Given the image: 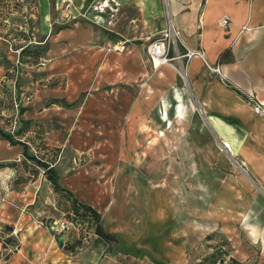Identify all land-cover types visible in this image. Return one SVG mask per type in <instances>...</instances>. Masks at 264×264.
<instances>
[{"label":"crops","instance_id":"1","mask_svg":"<svg viewBox=\"0 0 264 264\" xmlns=\"http://www.w3.org/2000/svg\"><path fill=\"white\" fill-rule=\"evenodd\" d=\"M39 1L45 8L39 14L42 38L38 44H46V54L53 57L45 67H39L43 73L39 78L33 79L31 71L22 70L26 76L30 74V77L24 79L23 85L18 87L21 91L17 89V96L19 92L24 94L28 90L32 91L31 100L23 105L24 111L21 115L25 116L23 117L25 126L22 132L30 133L34 124L40 123L36 126L43 130L40 139L44 146L43 150L49 153L53 147L60 149L59 160L51 162L56 170L58 183L61 187L70 190L79 202L90 205L99 215L101 214L96 208L97 203L77 195L80 186L74 184V177L81 175L82 185L91 188L97 186L101 189L102 186L96 185L94 180L90 179L96 176L95 169L86 166L84 171H75L73 165L67 164L68 171L64 177H61L57 163L67 152L69 153L70 137L78 136L81 142L88 145L95 143L122 145L119 158L126 167V161L133 153L129 151L130 145L141 143L142 140L143 127L138 118V115L139 117L142 115V106L135 105L134 109L129 110L128 113L126 111L125 118L119 122L118 131L110 130L111 123L104 120L100 126L103 130L96 136L85 130L81 121H76V125L74 123L70 125L68 120L54 122L44 119L48 114L45 112L47 108L43 107V102L48 98L64 101L74 99L86 91L94 96L95 90L99 91L111 80V68L116 61H112L108 47L123 42L126 48L132 50L134 46L142 45L163 30L170 17L180 31L176 38L178 49L203 50L210 64L220 63L226 76L234 79L241 87L255 92L259 99L264 101V0H165V2L162 0H53L52 4L50 0ZM95 1L101 4L91 7ZM128 7L137 12L136 17L131 18L129 22L125 19ZM165 11H168L169 16ZM52 15L56 21L54 24L61 25L56 30H52ZM101 17L102 21L96 20ZM221 18L228 20L227 25L220 24ZM132 25L139 26L134 34L129 29ZM0 38L3 54L7 58H16V55L9 53L10 51L14 53L11 44L13 39L3 36ZM18 53L19 51H17V59ZM117 54L113 57L117 56L118 62H121L122 55ZM232 56L237 59L235 69L228 65V59ZM148 61L152 66L150 57ZM179 62L178 59L173 58L168 64L161 65L159 70L152 66L151 73L135 72L125 74L123 77L124 73L120 69L119 74L127 84H133V88L129 89L139 97H143L141 101L152 99L153 102L154 96L158 101L159 84L162 83L167 91L171 89L169 86L172 87L177 78L174 68L180 66ZM1 65L2 77L6 68ZM205 69L199 57L189 59L184 78L189 90L185 92L183 89V91L174 89L173 92L177 97H182V104L173 96L171 107L164 109L158 118L162 127L167 129V134L170 128L177 125L176 121H181L183 124L190 119L198 120L190 102H187V96H190V101L198 109V116L218 130L219 138L224 137L223 143L229 145L237 163L240 161L246 166L254 183L253 188L247 189L246 198L242 197L235 178L230 175L229 184H220L221 192L230 191V200L225 201L220 194H215L216 200L211 212L220 215L215 220V225L222 239L227 240L224 249L232 257L241 264H264V121H261L264 118L253 116L252 107L243 100V96L229 86L231 84L225 85L217 75L211 76L212 74H208ZM17 80L20 82V79ZM122 90L125 91L126 88ZM152 102L151 104L154 103ZM185 108L188 117L182 115ZM169 111L172 113L171 116ZM151 125L152 131L158 130V121H152ZM235 125L247 128L249 139L247 143L253 145V149H249L247 154L233 151L231 144L235 141L225 136V130ZM75 127L79 128L77 132L69 131ZM198 130L201 134L202 131ZM158 136H152V139H157ZM183 137L184 149L185 144L191 143V138L187 133L186 135L184 133ZM25 142L28 149L29 143ZM11 146L16 148L15 151L22 147L19 144ZM85 150L86 153L94 152L93 146L85 147ZM187 156L189 158L190 152ZM151 159H154V164L151 163L153 174V169L157 168V154ZM125 170L119 166L118 169L112 168L107 171L105 168L103 171L105 174L108 173L107 176H125L123 173ZM100 183L106 184V179ZM101 192L103 199L110 195L112 202L103 206L99 224L105 232L115 237L116 244L139 246L152 252L164 249L163 253L172 261L179 260L188 264L187 254L191 251L190 236L181 235L175 226L171 227L170 219L166 221L158 219V202L155 199L146 205L151 209L150 214L148 213L150 218L144 221V225L135 223L133 225L125 221L123 206L113 202L115 193L112 194L108 190ZM153 193L159 196L160 191L156 189ZM8 196L10 198L0 202V225L9 227L4 238L7 237L10 241L17 239L18 246L16 251L6 250L9 242H4L3 237L0 236V264H98L109 247L115 246L92 231L91 243L84 236L80 238L81 241L84 239L89 243L88 247L77 245L73 251H67L63 245L72 244L73 237L68 235V231L60 234L58 239H54L42 226L40 220L24 213L23 206L11 202L12 193L9 192ZM187 230L189 233L190 227ZM78 235L79 233H76V236ZM59 239H63L62 247L59 246ZM207 253L209 252L203 255Z\"/></svg>","mask_w":264,"mask_h":264},{"label":"rangeland","instance_id":"2","mask_svg":"<svg viewBox=\"0 0 264 264\" xmlns=\"http://www.w3.org/2000/svg\"><path fill=\"white\" fill-rule=\"evenodd\" d=\"M162 1L165 2V0ZM50 3L52 4L53 0H50ZM100 4L95 1L91 7ZM44 8L45 6L39 0H24L23 2L20 0H4L0 4V28L4 32L10 33V38L13 39L12 43L16 45L29 44L31 49L42 50L37 60L44 63L38 65V63L21 62L19 56L17 59L18 49H13L14 53L9 52L11 55H16V58H7L3 54L4 50L0 44V54H2L0 64L6 68L2 77L0 76V126L5 131L10 132L15 139L20 138L28 141L27 151L30 155H35L53 163L58 159L60 149L53 147L49 153L43 150L44 146H42L40 140L43 130L41 127L36 126L40 123H35L30 133L22 132V130L16 132L21 126L23 128L25 126L23 123V117L25 116L18 114V109L32 98V91L29 90L24 94L19 92L17 97L18 87L23 85L24 79L30 77V74L26 76L22 70L31 71L33 79L39 78L43 74L42 69H39V67H45L53 57V55L46 54V44H38L42 38L39 29V14L43 12ZM126 14L127 18L125 19L129 22L131 18L136 17L137 12L128 7ZM101 19L102 17L96 20L102 21ZM51 21L53 24L52 30H56L57 27L61 26L60 24H54L56 22L54 15L51 16ZM20 26L28 29V32L25 29H20ZM138 27V25H132L129 29L134 34ZM19 32L24 34L25 39L22 36H15ZM0 37L2 36L0 35ZM0 41H2L1 38ZM150 41L152 40L149 39L142 45L134 46L132 50L126 48L125 45L121 50L113 48L114 45L108 47L112 61H116L111 68L110 82L99 91L95 90L94 96L89 95V91H86L74 99L65 101L48 98L43 102V107L47 108L45 112L48 114L47 117L44 116V119L47 118L46 120H53L54 122L68 120L70 125L71 123L76 125V121H81L85 126V130L97 136L103 130L100 126L104 120L111 123L110 130L118 131L119 122L125 118L126 111L128 113L129 110L134 109L135 105L142 106V115L141 117L138 115L143 127L142 140L141 143L130 145L131 150L129 149V151L133 153L131 154L132 157L127 159L126 167L119 158L122 145L98 143L88 145L81 142L78 136H71L69 139V153L67 152L63 159L61 158L57 163V168L61 177H64L68 171L67 164L68 166L73 165L75 171H84L86 166H92L95 169L96 176H92L90 179H93L96 185L102 186L101 189H98L97 186L91 188L82 185L81 175L74 177V184L80 186L76 194L83 197L82 199H90L96 202V208L100 210L101 215L103 206L112 202L110 195L103 199L104 196L101 190L115 193L113 202L123 206L125 221L133 225L134 223L144 225V221L150 218L148 213L150 214L151 209L147 208L146 205L149 201L155 199L158 202V219L160 221L170 219L172 222L171 227L175 226L181 235L188 234L187 236H190L191 251L188 252L187 257L189 258L188 264H193L202 259L205 252L213 251L211 246H216L222 239L217 225H215V220L220 215L211 212L212 205L216 200L215 194H220L225 201L230 200V191L221 192L220 184H229L230 175H233L238 190L245 199L248 194L247 189L249 187L253 188L254 183H252L246 166L240 161L237 163V160L233 157L234 155L231 154L232 151L223 145L224 137L219 138L218 130L208 121L198 116V109L190 101V96H187V102H190L198 120L190 119L183 124L181 121H176L175 124L177 125L170 128L168 134L167 129L164 126L162 127L158 117L161 116L164 109L166 110L168 106L172 105V97L177 98L179 103L182 104V97H177L173 93L174 89H181L185 92L189 90L184 79L185 74H187L186 66L189 60L182 58L179 62L180 66L174 68L177 78L172 87L169 86L170 90L167 91L162 83L159 84L158 101L154 96V103L152 99L141 101L143 97H139L137 93L134 94L129 89L130 87L133 88V84L129 85L124 79L120 78L119 72L121 71L124 73L123 77L125 74L135 72L151 73L152 66L148 61L150 56L146 50ZM170 50L174 55L175 51L181 49L171 46ZM117 53L122 55L121 62H118L117 56L113 57ZM25 59L31 58L26 56ZM228 60V65L235 69L237 59L232 56ZM204 65L208 74H212L211 76L217 75L222 83L225 82V85L231 84L242 92L253 93L259 99L255 92L241 87L234 79L226 76L220 63L215 65L220 66L223 77L210 70L205 63ZM17 78L20 79V82ZM122 88H126V90L124 91ZM19 91L21 90L19 89ZM243 98L244 101H247L246 96ZM16 103L17 105H15ZM171 114V111H169V116ZM182 115H185V117L188 115L186 108L183 109ZM152 121H158V133L156 130L152 131ZM153 126L155 127V123ZM198 129L202 131L201 134H199ZM78 130L79 128L75 127L69 131L77 132ZM184 133L185 135L187 133V136L191 138V143L189 145L185 144L183 149ZM247 133L246 127L236 125L225 130V136L235 141L231 144L233 151L247 154L249 149H253V145L247 143V140H249ZM157 135H159L158 140L156 138L153 140L152 136L157 137ZM89 146H93L94 152L89 151L86 153L85 147ZM19 148L21 149L17 148L18 150L15 151L16 148L0 138V202L6 201L10 192L13 195L11 196V202L14 205L23 206L24 213L26 212L40 220L45 229L54 220L66 219L75 226V228L68 230V235L73 236L72 242L84 236L91 243L90 238L92 239V236L90 237V234L94 231V224L87 218L73 213L69 198L62 192L54 191L50 182L45 178L42 169L32 160L25 159L21 153L23 148ZM189 152L190 156L187 158ZM88 154H90L89 157H87ZM156 154L158 157V161L156 160L157 168L153 169L152 174L151 163L154 164V159L151 158H154ZM119 166L126 169L123 172L125 176H107L108 173L105 174L103 171L105 168L107 171L112 168L118 169ZM103 179H106V184L101 185L100 181ZM156 189L160 191L159 196L153 193ZM188 227H190L189 233ZM8 228L0 225V236L3 237L4 242H9L6 250L16 251L14 246H18V240L10 241L7 237L4 238ZM76 233H79V235L76 236ZM88 242L82 239L79 246L88 247ZM107 242L115 246H113L114 248L109 247V250L98 261V264H187L179 260L172 261L170 257L163 253L164 249L152 252L139 246L118 245L116 240Z\"/></svg>","mask_w":264,"mask_h":264},{"label":"trees","instance_id":"3","mask_svg":"<svg viewBox=\"0 0 264 264\" xmlns=\"http://www.w3.org/2000/svg\"><path fill=\"white\" fill-rule=\"evenodd\" d=\"M3 1L4 0H0V4ZM0 35L3 37H9L10 38V33L7 31L4 32L1 28H0ZM15 36H17V37L22 36L23 37L24 34L22 32H19V33H16ZM11 44H12V47L14 49L19 50V60L21 62H29L32 64H37L39 62L37 59L39 58L42 50L37 49V48L31 49L29 47V44L16 45V44L12 43V41H11ZM180 51L184 52L185 50H183V51L180 50ZM225 52L223 54H225ZM223 54H222V56H223ZM168 55L172 56L171 50L168 52ZM26 56L31 58V59H25ZM229 86L234 91H237V93L239 95L244 97L243 93H241L240 90L232 87L231 85H229ZM23 111H24V108L20 107L18 109V114L21 115L23 113ZM22 128L23 127L21 126L16 132L23 130ZM0 138L8 141L10 146L16 145V144H19L22 146L23 157L27 160H32L38 167H40L42 169V172H43L45 178L50 182L51 187L54 191L62 192L69 198L70 203H71V209H72L74 214L85 217L94 224V233H96L100 238H102L105 241L116 240L112 234L105 232L101 228V226L99 224L101 215H99V213L96 210H94L90 205L79 202L74 197L73 193L70 190L65 189V188L60 186V184L58 183V176H57L56 170L54 168V165H52L51 162L44 160L42 158H38L35 155H30L27 151L26 142L21 140L20 138L15 139L10 132L5 131L1 126H0ZM56 239H58V238L56 237ZM226 243H227V240L220 239V243H218L216 246H211V248H213V251L203 255L202 259L198 260L197 262H194L193 264H219L220 259H223V264H241L234 257H232L228 253V251H226V249H224V245ZM79 244H81V239L77 238L74 240V242H72V244L65 243L63 245V248L67 251L68 250L73 251L74 247L79 245Z\"/></svg>","mask_w":264,"mask_h":264},{"label":"built area","instance_id":"4","mask_svg":"<svg viewBox=\"0 0 264 264\" xmlns=\"http://www.w3.org/2000/svg\"><path fill=\"white\" fill-rule=\"evenodd\" d=\"M20 1L23 2L24 0H20ZM166 14L168 15V11H166ZM25 20H27V18H25ZM227 23L228 20L226 18L220 19V24L225 26L227 25ZM20 29H25V28H22L20 26ZM25 30L26 32H28L27 31L28 29ZM179 33H180L179 29L174 25L170 17H168L166 27L151 39L152 41L149 42L146 48L147 53L150 56V59L153 62V64L155 57L158 58V60L160 61L159 63L160 65L171 62L173 58L178 59L180 61L182 58L189 60L193 57H199L210 70L223 77V74H221L220 66L215 64H210L206 58L204 51L201 49L188 48L185 49L184 52L175 51L174 55L169 56L168 52L170 51V47L172 46L173 48H177L176 38L178 37ZM113 48L121 50L124 48V43L120 42L117 45H114ZM43 64L44 63L42 61L38 62V65H43ZM240 92L243 93L244 97L246 96V100L250 105V107H252L251 109L253 113L261 118H264V101L258 99L255 95H253V93H245L242 92L241 90ZM15 105H17V103ZM46 228L48 231H50L52 237L55 239L63 232L68 231L70 228H75V226L69 220L61 219V220H54L48 226H46ZM14 249L16 250L17 246H14ZM219 264H223V263H219Z\"/></svg>","mask_w":264,"mask_h":264},{"label":"bare ground","instance_id":"5","mask_svg":"<svg viewBox=\"0 0 264 264\" xmlns=\"http://www.w3.org/2000/svg\"><path fill=\"white\" fill-rule=\"evenodd\" d=\"M160 63V61L158 60V58H154V64H153V62H152V66L154 67V68H157L158 70H159V68L161 67V65L159 64ZM166 64V63H165ZM168 64V63H167ZM162 65H164V64H162ZM261 121H264V119H261ZM224 144V146H226V147H228L229 148V145L228 144H226V143H223Z\"/></svg>","mask_w":264,"mask_h":264},{"label":"water","instance_id":"6","mask_svg":"<svg viewBox=\"0 0 264 264\" xmlns=\"http://www.w3.org/2000/svg\"><path fill=\"white\" fill-rule=\"evenodd\" d=\"M62 245H63V239H59V246L62 247ZM219 263H223V259H220Z\"/></svg>","mask_w":264,"mask_h":264}]
</instances>
